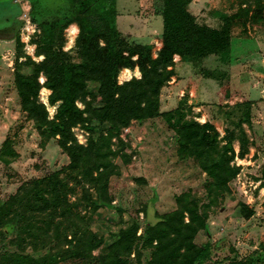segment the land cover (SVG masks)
<instances>
[{"label":"rangeland","instance_id":"1","mask_svg":"<svg viewBox=\"0 0 264 264\" xmlns=\"http://www.w3.org/2000/svg\"><path fill=\"white\" fill-rule=\"evenodd\" d=\"M36 2L41 6L39 15ZM87 2L0 0V30L13 34L0 41V155L8 145L13 151L0 157V208L12 204L15 211L11 217L20 211L27 221H36L45 231L30 235L23 228L24 232L18 233L26 251L39 259L49 258L52 264H87L69 251L67 239H74L71 230L66 237L64 230L57 235L47 217L35 216L34 211L22 206L24 186L31 189L34 181L61 172V179L76 191L69 195V201L78 215L75 224L86 239L91 241L96 236L110 246L121 230L138 225L140 241L129 257L130 264L150 263L154 249L144 246L148 227L157 224L161 216L178 211L182 197L197 201L200 211L208 216L207 228L194 240L199 248L210 249V257L202 264H264V23L251 22L242 28L239 22L233 27L227 63L218 56L198 64L176 56L175 76L157 97L155 117L133 120L129 127L113 133L111 125L97 121L73 128L80 145L87 147L91 138L98 141L104 136L108 139L105 151L115 154L109 158L113 168L98 187L72 174L71 158L59 137L45 134L39 122L24 110L17 81L19 74L37 75L35 66H25L28 59L37 65L46 60V56L38 55L36 35L40 38L46 31L60 29L59 15L68 7L70 12L86 9ZM156 5L157 0H115L114 20V28L130 46H151L154 58L164 46V22L156 13ZM246 6L264 16V0H193L190 11L200 25L221 29L223 16L232 17ZM80 33V25L74 23L64 30L63 39L57 40L78 64L83 62L77 47ZM28 38L32 49L26 44ZM21 45L23 56L17 65ZM204 70L218 76L207 77ZM142 79V71L136 66L121 69L117 82L125 87ZM47 81L46 73L40 71L38 103L46 107L48 119L53 121L60 103L51 105L53 92ZM89 91L87 101H92L93 109H102L97 85L89 83ZM77 106L86 110L83 99ZM182 120L190 123L196 135L188 149L179 133ZM207 123L212 133L207 136L213 140L210 148L201 142L205 134L197 126ZM213 164L221 166L220 173L227 176L226 186L216 185L209 173ZM4 229L0 227V253L7 244L5 240L18 236L5 239ZM57 237H61L58 243ZM36 240L40 242L36 244ZM94 253L98 255L99 251Z\"/></svg>","mask_w":264,"mask_h":264},{"label":"trees","instance_id":"2","mask_svg":"<svg viewBox=\"0 0 264 264\" xmlns=\"http://www.w3.org/2000/svg\"><path fill=\"white\" fill-rule=\"evenodd\" d=\"M82 1L74 0V3L81 4ZM192 1L157 0L156 13L164 22V46L158 58L153 57L151 46H130L118 34L114 28L115 0H89L86 9L80 7L72 12L68 7L59 15L60 29L46 31V35L40 38L36 35L34 41L38 44V55L46 56V60L37 65L28 59L25 66H35L37 75L17 76L22 105L39 122L38 127L45 134L59 137L60 145L71 158L69 170L72 174L77 173L85 182L99 187L113 168L109 158L115 156L113 151H105L107 138L102 136L98 141L91 138L89 146L84 147L77 142L73 128L83 124L93 125L97 121L111 125L110 132L113 133L116 129L129 127L133 120L155 117L157 97L163 86L175 76L173 65L176 56H180L183 62L193 64L201 63L211 56H218L227 63L231 53L233 27L240 24L239 22H242V28H247L251 22L264 23V16L252 13V9L246 6L232 17L223 16L225 24L221 29L202 26L190 11ZM34 7L39 15L40 3L36 2ZM74 23L81 27L77 41L78 56L83 60L80 64L74 63L73 57L65 53L62 45L57 42L63 39L64 30ZM102 42L104 46L101 45ZM22 47L21 45L17 65L23 56ZM134 57H138V60L134 61ZM136 66L140 67L143 79L120 87L117 82L120 70ZM40 71L46 73L47 86L53 92L51 105L60 103L53 121H49L46 107L38 103ZM203 72L210 78L218 76L217 73L207 70ZM91 82L94 86L97 85L104 104L102 109H93L92 101H87V97L91 96ZM80 99L86 103L85 111L77 106ZM40 113L41 117L38 116ZM197 126L204 130L205 136L201 142L210 148L213 140L212 136H207L212 135L209 123ZM178 127L179 133L185 139L182 144L188 149V143L196 140V135H193L190 123L185 120L180 121ZM91 133L94 134V130ZM12 153L8 145L2 148L0 157L4 158ZM220 169L221 166L215 164L209 169L218 187L226 186L228 182L227 176L222 175ZM60 176L61 172H53L34 181L31 189L24 186L21 189L24 192L22 206L34 211L35 216L47 217L57 235L64 230L66 237L71 230L74 239L70 241L66 238L70 245L69 251L73 250L87 264H130L129 257L140 241L138 225L121 230L110 246L99 242L96 236L89 241L81 227L76 226L75 219L78 215L69 201V195L76 191ZM179 205L178 211L161 216L157 224L148 227L144 246L154 249L153 259L149 264H202L210 257L209 248H199L194 243L199 231L207 228V213H202L198 202L188 197L180 198ZM92 206L95 209L98 207L96 203ZM13 211L15 208L12 204L0 208V227L5 228V239L24 231L30 235L39 231L45 232L36 221H27L26 215L20 211L16 212L15 217H11ZM187 219L189 223L186 222ZM60 239L61 237H57L55 242H60ZM5 242L7 244L0 253V264H52L49 258L39 259L27 252L20 235ZM39 242L36 240V244ZM96 250L99 251L98 255L94 253Z\"/></svg>","mask_w":264,"mask_h":264},{"label":"crops","instance_id":"3","mask_svg":"<svg viewBox=\"0 0 264 264\" xmlns=\"http://www.w3.org/2000/svg\"><path fill=\"white\" fill-rule=\"evenodd\" d=\"M11 35H13L12 33H10V32H5V31H3V30H0V41H4L6 38L8 39L9 37H11ZM2 38H4V39H2Z\"/></svg>","mask_w":264,"mask_h":264},{"label":"built area","instance_id":"4","mask_svg":"<svg viewBox=\"0 0 264 264\" xmlns=\"http://www.w3.org/2000/svg\"><path fill=\"white\" fill-rule=\"evenodd\" d=\"M29 40H30V38L27 39L26 44H27L28 48H31V47L29 46ZM31 49H32V48H31Z\"/></svg>","mask_w":264,"mask_h":264}]
</instances>
